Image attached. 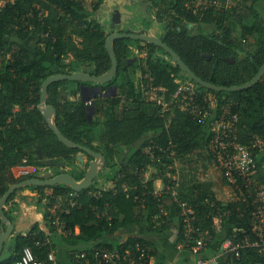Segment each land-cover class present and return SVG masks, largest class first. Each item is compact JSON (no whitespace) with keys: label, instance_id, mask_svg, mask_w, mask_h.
Returning a JSON list of instances; mask_svg holds the SVG:
<instances>
[{"label":"trees","instance_id":"16d2710c","mask_svg":"<svg viewBox=\"0 0 264 264\" xmlns=\"http://www.w3.org/2000/svg\"><path fill=\"white\" fill-rule=\"evenodd\" d=\"M149 1L153 10L159 8L160 12H155L161 19L167 13L165 5L176 8V13L167 16L177 27L188 30L190 24L198 21L195 11H188L185 6L184 2L187 0ZM105 2L106 0H98L92 9H87L79 0H14V3H9L0 12V199L13 185L40 177L36 174L18 176L14 172V168L23 164L24 159H27V164L37 166L38 172H46L39 167L51 166L50 163L46 164L48 160L63 162L64 159L74 165L75 154L82 152L63 144L47 123L39 108L42 85L51 76L81 71L84 63L89 72L96 76H102L112 68V60L106 49L110 33H107L105 25L98 18ZM254 5L252 2V6ZM239 6L240 3L235 6L233 13L228 9L215 12L212 7L201 20L215 24L220 30L227 28L223 35H183L175 27L176 35H167L164 42L205 81L225 87L244 85L264 65V19L259 20L257 15L244 18L238 11ZM237 24L243 28L241 36L235 35ZM70 27L85 44L82 49L68 31ZM38 32L42 33L44 48L38 47L37 55L25 44ZM257 34L256 40L249 41V36ZM220 36L223 41H220ZM131 40L117 39L114 42L119 69L109 83L120 84L123 88L122 96L96 104L93 121L88 117V106L78 98L79 89L74 84L78 82H55L48 90V104L57 109L56 124L60 131L68 139L103 153L107 166H118L120 169H115L109 188L102 190L100 185L104 181L97 177L88 189L79 193L78 205L69 214L58 210L57 214L65 222L67 230L73 233L69 238L71 243L78 241L92 244L98 241L93 247L116 249L121 253L129 246L135 250L140 243L149 249L148 253L154 258V263L150 261V264H160L154 243L144 237H129L120 243L104 242L103 238L104 235L109 237L114 234L120 225L128 227L134 224L141 227L145 218L153 230L169 229L172 224L169 215L154 220L155 214L160 212L159 200L154 195V183L162 180L165 187L172 185L171 182L174 181L164 175L170 167L169 163L176 157L183 159L193 156H199L214 165L220 184L230 188L232 198L223 201L215 195L211 196L209 189L203 185H195L193 192L181 195L180 199L194 208L196 219L191 220L193 238L187 243L184 234L187 223L179 216V231L173 249L177 251L179 245L184 243V249L193 255L192 246L197 240L204 238V249L213 254L219 251L227 239L240 241L245 235L253 238L251 231L254 206L248 202L253 199H250L253 190L259 185L264 186V147L253 150L257 173L252 176V182L247 184L238 175L236 182H229L225 169L217 160L221 147H213L215 133L211 131L209 124L176 109L162 114L155 105L144 100L141 92H137L135 75L137 77L142 69L141 62L148 61V71L155 77L156 84L167 85L169 93H173L178 87L172 75L176 73V76H180L181 68L161 56H170L164 49L150 43L143 46L142 41H136L135 44H139L142 50L147 48L148 58L137 63L139 58L136 54L131 57ZM236 48L241 52L236 51ZM247 48L252 51L248 52ZM242 51L248 52L246 57L241 58ZM68 58L71 61L66 63ZM126 73L129 74L126 76ZM200 88L216 96L217 114H222L226 107L238 114L234 127L237 144L249 145L256 136L264 137V76L256 85L241 91ZM70 95L75 98L72 100ZM146 147L152 148L154 161L151 155L144 152ZM126 148L131 149L130 155L125 153ZM228 150L234 152V147L231 145ZM40 155L46 161L37 160ZM121 156L127 157V160L124 161ZM119 158H122L121 164L114 161ZM172 172L175 173L176 170L172 169ZM85 174L84 170L72 175L80 181ZM125 187L129 189V197L124 192ZM29 188L37 191L40 202L48 204L45 218L51 220L48 224L50 228L54 229V226L57 229L53 224L55 215L50 212L51 207L60 197L73 192L72 187L58 184L32 185ZM46 190L49 194H46ZM191 195L195 197L190 198ZM15 196L16 193L12 194L8 201H12ZM166 196L169 195L160 196L162 203ZM244 198L248 201H244ZM216 218L225 226L222 233L216 230ZM2 229L0 216V233ZM99 235L101 238L96 240ZM13 237L12 250L7 260L0 261V264L18 260L27 247L40 259L48 257L50 245H44L43 233H30L27 236L19 233ZM203 251L200 253L204 257ZM183 262H187V257ZM220 264H264V254L257 249L244 247L227 258H221Z\"/></svg>","mask_w":264,"mask_h":264},{"label":"built area","instance_id":"2783aa9c","mask_svg":"<svg viewBox=\"0 0 264 264\" xmlns=\"http://www.w3.org/2000/svg\"><path fill=\"white\" fill-rule=\"evenodd\" d=\"M79 1H82L84 4L88 2L93 5L98 2V0ZM11 2L14 3V0H0V12ZM187 5L186 3L185 6L187 7ZM212 7L218 10L229 8L227 0H201L200 6L196 8L202 10L203 13L206 14ZM37 8L40 9V6L37 5ZM192 10L194 11V9ZM45 13H47V11H45ZM135 54L137 57L141 58V61L145 59V57H143L144 55L147 56L146 52L141 53L139 49L135 50ZM141 66L142 69L137 73L135 85L137 92H141L142 95H144V100L149 104L155 105L162 114L176 109L188 113L194 119H199L209 124L211 131L215 133V138L212 142L217 145L220 144L219 146L221 147V150L218 152L217 160L225 169L229 182H236V175H238L244 178L247 184L251 183L252 176L257 173L255 162L253 161V150L264 147V137L256 136L254 142L249 145L237 144L235 142L236 131H234V127L238 121V114L233 113L228 107L224 109L222 114H217L216 106L218 101L214 94L208 91H202L194 80L189 77V79H187L185 76L181 75L172 76L178 87L173 93H169V87L167 85L156 84V79L151 75L150 71H148V68L143 65ZM86 105L91 107L93 105V100H87ZM212 117L214 118L213 120ZM217 145L214 148H216ZM231 145L234 147V152H229L228 150V147ZM144 152L151 155L152 161L155 160L151 147H146ZM172 154L174 156L176 155L175 153ZM27 163L28 161L25 159L22 165L14 168V172H17L18 176L30 175L32 170ZM172 180L175 182L174 179H171V181ZM174 182H171L173 185H168L164 187L163 190H160V193L154 194L159 200L160 211L155 214L154 220L156 221L163 216L169 215L167 207L165 206V200L170 197L181 209L180 216H182L187 223L184 234L186 242L189 243L193 238V228L190 223L191 220L196 219L195 210L192 206H189L186 201L179 199L178 192L174 187ZM128 191L129 189L125 187L124 192L127 193V197H129ZM161 195H169L165 197L163 203L161 202ZM79 196V192L73 191L60 197L51 210L52 214L57 215L59 209L69 214L71 209L78 205ZM250 199L252 200L248 203L254 206L251 231L253 238H250L249 235H245L240 241L227 239L222 243L219 251L211 257L201 256L200 251L204 250L206 243L204 238L199 239L192 246L193 255L197 256L195 258V264H220L221 258H227L232 253L244 247L257 249L261 254H264V186L259 185L256 187L253 193L250 194ZM243 200L246 202L248 201L247 198ZM141 204L143 205V201ZM53 224L60 232L65 230V225L58 215L54 219ZM185 246L186 244L181 243L178 248L183 249ZM148 251L149 249L146 246H141L140 243H138L135 250H133L131 246L122 253L119 251H112L108 248H97L88 255L83 252L76 253L74 258L78 264H150V261L154 263V258ZM55 262L53 253L49 254L48 258L44 260L39 259L30 248H25L21 258L11 264H55Z\"/></svg>","mask_w":264,"mask_h":264},{"label":"water","instance_id":"95a60500","mask_svg":"<svg viewBox=\"0 0 264 264\" xmlns=\"http://www.w3.org/2000/svg\"><path fill=\"white\" fill-rule=\"evenodd\" d=\"M141 0H135L132 2L131 0H106V2L102 5L101 12L108 15L106 19H102L101 23L107 26V33H110L106 40V49L108 50L111 60H112V68L102 76L92 75L88 70H81L72 74H58L49 77L42 85V95H41V104L39 106L41 112L43 113L47 123L50 128L57 135L58 139L68 146L69 148H78L81 151L87 153L91 157L94 158L93 161L89 163V167L86 170V174L81 181H77L75 177L68 173H63L59 175H54L53 172L49 171L44 174L42 178L38 179H30L24 182L13 185L6 194L0 199V216L2 219V224L5 226L0 233V255L3 251L5 242L11 236L18 235L20 232L16 230L15 225L11 222V220L5 214V205L12 194H14L18 189L29 186H55L58 184H63L66 186H71L75 191L81 192L88 189L93 183L94 180L98 177L99 172L103 169L107 160L106 157L101 152H97L90 147H86L84 145L78 144L70 139H68L58 128L56 124L57 117V109L54 105L48 104V95H49V87L59 81H71V82H94L98 83H109L111 82L119 69V61L116 56L114 50V42L117 39H132L135 41H142L150 44H154L162 49H164L174 60V63L177 64L181 68V73L184 76H187L194 80L199 87H203L207 90L214 91H241L245 89H249L252 86L256 85L260 82L262 77L264 76V65L260 68L258 74L249 82L244 85L233 86V87H225L218 86L211 82L205 81L198 75H196L189 66L182 60L179 54L172 49L168 44L164 43L160 37L159 33L156 31V25L152 31H148L146 29H142L139 33H126L124 32L125 26L129 25L131 22H136L137 19L141 20L140 13L144 14V18L148 17V22L153 23L154 16L153 13L149 11L148 3H142L144 10H140L139 7L135 8ZM118 7V8H117ZM107 21V23H106ZM113 30V32H111ZM209 58V57H208ZM87 87V86H86ZM100 88V87H99ZM102 90V88H100ZM83 94V93H82ZM91 98H84L83 101L90 100ZM90 109L88 107L87 114L90 121H93V116L96 113L95 106L93 105ZM80 160V166H84L85 159L84 157H78ZM49 165L56 167H64L65 164L52 162Z\"/></svg>","mask_w":264,"mask_h":264},{"label":"rangeland","instance_id":"374dc122","mask_svg":"<svg viewBox=\"0 0 264 264\" xmlns=\"http://www.w3.org/2000/svg\"><path fill=\"white\" fill-rule=\"evenodd\" d=\"M200 1L201 0H188V2L187 1L184 2V4H186V3L188 4L187 5L188 11H192V9H194L195 14L197 15L198 21L196 23H192V26H198L199 29L201 30L200 33H202V34H204L206 36H212L214 34L215 35H223V34H225L224 32H225V30L227 28L220 30V29L217 28V26L215 24L206 23L204 21H201L205 17V14L203 13L202 10H198L196 8V7L200 6ZM244 2H247V3H244ZM252 2L255 4L254 6H252ZM239 3H240V6H239L238 11L241 13V15L244 18L255 17L257 15L259 20H263L264 19V0H247V1H244V0H227V5L229 6V8H228L229 12L233 13L235 6H237ZM85 7L87 9H92L93 4H89L87 2V3H85ZM155 10L158 11L159 8L157 7V8H155ZM165 10L167 11V13L164 14L163 19H169L170 17L168 18V16H169L168 14H174L177 11L176 8L168 6V5H165ZM213 10L215 12H217L218 9L213 8ZM159 12H160V10H159ZM207 12H206V14H207ZM140 16H141V20L137 19L135 23L131 22L129 25L126 26L125 30L126 31H131V32H134V33H139L145 26H147L148 25L147 24L148 21H145L144 14L141 13ZM98 18H100L101 20L104 19L103 16L100 15V13L98 15ZM229 18H231V17H229ZM234 20L237 21V19L235 17H234ZM106 26H108V25H106ZM199 29H197V30H199ZM72 30L73 29H71V27H70L68 31L73 34V38L75 39L77 45L82 49L83 47H85V44L82 43V39L79 38L77 36V34L74 33V31H72ZM242 34H243V28H241V25L237 24L236 25V29H235V35L241 36ZM257 37H258V34L255 35L254 37L249 36V41H251V40L254 41V40L257 39ZM41 38H42V33L38 32L33 37V39H31L25 45L27 47L31 48L32 50H34L33 52L38 55V51H37L38 47H43L44 48V43L41 41ZM220 41H223L221 36H220ZM135 43H136V41H134V40L130 41V45H131V48H132L131 50L133 51L131 53V57L133 56L134 50L136 48ZM141 44H145V43L141 42ZM138 47H139L140 51H142L140 46H138ZM15 48H16V46H15ZM15 50L17 51V49H15ZM236 51L241 52V50L239 48H236ZM247 51L251 52L252 49L247 48ZM247 51H242L243 53L241 55V58H243L244 56L246 57V53H248ZM161 56L163 58H165V59H168V62L174 63V60L170 56H168L166 54H162ZM143 57H145V59L148 58V56H146V55H144ZM70 61H71V59L68 58L66 60V63H69ZM141 65H143V66H145L146 68L149 69V63H148L147 60H146V62L141 63ZM82 68L83 69L87 68L86 63H84L82 65ZM105 84H107V83H105ZM79 95L81 97L80 93H79ZM101 142H104V140L101 141ZM216 145L217 144L215 143L213 145V147H215ZM75 156H76V158L73 161L74 165L73 164H69L70 163L69 160H64V159L62 160L63 162H66V164H65L64 167L61 168V171L64 170V171L73 173L72 170H74V168H79L80 167V164H78L80 162V160L78 159L79 156L81 158L84 157L85 161L88 160V157L85 156L83 153L75 154ZM37 160L43 161L45 159H44L43 155H40ZM90 160H91V158H90ZM114 161L119 163L121 161V158L116 159ZM169 166H168L169 168L166 169L165 175H166V177L168 179H174L175 180L174 187H175V190L178 192L179 199L181 198L180 197L181 195L190 194L191 192H193L195 190V188H193L195 185H203V186L207 187L209 189V191H210V195L211 196L215 195L218 199H221L223 201H228V200H230L232 198V194H231L230 188L227 185L220 184V182H219L220 178L217 176V174L215 172V169L213 167L214 165L212 163H209L208 161H206V159H203V158H201L199 156H193L192 158L187 157V158H183V159L179 158V157H176V158L172 159V162L169 163ZM47 167L46 166H43V167L41 166L39 168H41L42 171H49L52 168L51 166H47ZM54 169H55V167H54ZM82 169H84L85 171L87 170L85 163H84V166L82 167ZM115 169L119 170V168H117V166H116V168L115 167L112 168L111 166H107L106 165L99 172L98 178H100V179H102L104 181L103 184L100 185V188L102 190L106 189V188H109L112 185V182L110 180L113 179V173H115L114 172ZM172 169H175L176 172L173 173ZM31 170H32V173L35 174L34 171H33V168H31ZM42 173H44V172H39V174H42ZM149 177H150V175H149ZM146 178L148 179V176ZM164 187H165V184L163 183L162 180L156 181L154 183V190H155L154 194L160 193V190H163ZM20 189H22V188H20ZM18 191H16L15 193L17 194ZM192 197H195V196L191 195L190 198H192ZM165 201H166V204H167V210H168V213H169V218L172 220V224L169 227V232L168 233L171 234V235H174L178 231L177 220L179 219L180 212L178 211V208L176 207L178 205L170 197H168ZM36 205L38 206V203ZM171 206H173V208H171ZM172 211H173V214H172ZM215 226H216V230L218 232H220V233H222L223 229H225V226L221 223L220 219H217V218L215 219ZM161 232L162 231L154 230V233L155 234L158 233L159 237H161V235H160ZM66 240H68L69 243H66L67 246L65 248H67V250L63 251V253H61L64 256V257H62L60 259L61 264H73V263L69 262L68 258L64 255V253L67 254V252H68V257H71L72 261H75L74 256H75L76 253H80L81 251H83V253L84 252L86 253L87 251H90L93 248L95 242H98V241L92 242L91 246H89V245L83 244V243H77V244L76 243H71V239H69V237H67ZM103 240H104V242H108V241L109 242H114L112 239H110V238L108 239V237L106 235H104ZM115 243H117V242L115 241ZM170 243H171V241H169L168 244H170ZM72 244H74V245H72ZM61 245H63V244L60 243L59 246H61ZM63 246H65V245H63ZM84 248H88V249L84 250ZM172 248H173V244H172ZM6 250H7V248H6ZM183 251H185V253H186L185 256L187 257V262L189 264H195L196 263L195 258L197 256L196 255H191L184 248H183ZM8 252L5 251V254L7 255ZM214 252H216V251H214ZM202 254H204V257H211L215 253L212 254L207 249H204ZM55 259H56V256H55ZM74 263L77 264L76 262H74Z\"/></svg>","mask_w":264,"mask_h":264},{"label":"crops","instance_id":"0c3cea01","mask_svg":"<svg viewBox=\"0 0 264 264\" xmlns=\"http://www.w3.org/2000/svg\"><path fill=\"white\" fill-rule=\"evenodd\" d=\"M99 13L101 16H103V14H104L101 11H99ZM136 79H137V77H136ZM101 85H105V84H101ZM79 93H80V91H79ZM63 96H66V93H63ZM79 97H80V95L78 94V98ZM69 98H71L73 100L75 97L70 95ZM80 98L82 99V97H80ZM53 162H54V160H53ZM58 163L66 164V162H57V164ZM60 168H62V167H60ZM72 171L75 174V172L84 171V169H82V167L80 166L79 168H74V170H72ZM60 172L73 174L72 172H67L64 170L60 171ZM73 191H75V190H73ZM76 192H78V191H76ZM79 193H81V192H79ZM46 194H49L48 190H46ZM37 203H38V206L36 205ZM48 208H49L48 204H46L44 201L40 202V198H38L37 191L30 189L29 187H23L22 189H20L18 191V193L16 194L15 198L12 201H8L6 203L5 213L8 216V218L12 221V223L15 225L16 230L19 231L20 233H22L23 236H27L30 233H33L35 235L43 233L45 236L44 245L45 244L50 245L49 254L53 253L56 256V260H57L56 264H61L60 259L62 257H64L61 253H63V251L67 250V248H65V247L67 246L66 243H69V242L66 239H67V237L70 238V236H66V234L63 235V232H60L58 229H55L54 226H53L54 229L50 228V225L48 226V224H50V221H51L48 218L47 219L45 218V215L48 212ZM171 208H173V206H171ZM172 214H173V211H172ZM3 227H5V226L3 225ZM178 231H179V227H178ZM178 231L176 234L171 235L168 233L169 229L163 230L160 234L161 237H159L158 233H156V234L154 233V230L151 228L150 224L148 223V219L145 218L143 225L141 227H137L134 224H131L128 227H126V226L124 227L123 225H120L119 229L114 234L109 236L108 238L112 239L114 241V243H115V241H118L120 243V242L126 241L129 237L141 236V237H144L147 240L151 241L152 243H154V247H156V250L159 253V261L158 262L160 264H169V263L189 264L188 262H186V263L183 262L184 258L186 257L185 252L182 251L183 249L178 248L177 249L178 252H177L172 248V244L174 243V241L177 237ZM99 238H101V235H99L96 238V240H98ZM13 241H14V237H12V236L6 240L3 251L0 255V261L7 260L8 256H9L8 253L10 252V250H12ZM169 241H171L170 244H168ZM59 242L65 246H63V245L59 246V244H60ZM75 243L77 244L79 242L76 241ZM86 244L90 245L91 243H86ZM72 245H74V244H72ZM42 246H43V244H42ZM6 248H7V250H6ZM5 251H7V252L9 251L7 253V255L5 254ZM64 255L68 258L69 262L75 264L74 263L75 261H72V258L68 257V252H67V254L64 253Z\"/></svg>","mask_w":264,"mask_h":264},{"label":"flooded vegetation","instance_id":"af4514ba","mask_svg":"<svg viewBox=\"0 0 264 264\" xmlns=\"http://www.w3.org/2000/svg\"><path fill=\"white\" fill-rule=\"evenodd\" d=\"M132 2H135V0H131ZM144 2H146V3H148V5H149V11L151 12V13H153V16H154V21H153V23H150V22H148L147 24V26H145L143 29H146V30H148V31H152L153 29H154V26L156 25V31H157V33H159V37H160V39L164 42V39L166 38V36L167 35H172V36H175L176 35V33H175V27H177L176 26V24L175 23H173L170 19H161V18H159L158 16H157V14H156V12H155V10H153V8H152V3H150V1L149 0H141L140 1V3H138V5H136L135 6V8H137V7H139V9L140 10H144V7H143V5H142V3H144ZM118 8V7H117ZM141 14V13H140ZM108 15H106V14H103V18L104 19H106V17H107ZM148 17H146L145 18V21H148ZM107 20V19H106ZM106 23H107V21H106ZM108 24V23H107ZM127 26V25H126ZM126 26H125V28H126ZM109 27V26H108ZM105 28L107 29V26L105 25ZM199 29V27L198 26H192V24H190L189 25V29L188 30H186L185 28L184 29H182L181 27H177V29L179 30V32H181V33H183V35H188V34H190V35H198V34H200V29L199 30H197V29ZM112 32H113V30H112ZM124 32H126V33H134V32H131V31H126L125 29H124ZM202 34V33H201ZM130 43V42H129ZM145 44H147L146 42H144ZM165 43V42H164ZM131 46V45H130ZM136 46H139V44H136ZM143 46H145L144 44H143ZM147 49V48H146ZM145 49V50H146ZM148 56V55H147ZM137 58H139V57H137ZM209 60L211 59V57H209L208 58ZM135 60H136V58H134V62H135ZM141 61V59L139 58V61L137 62V63H139ZM235 61V60H234ZM134 62H132V63H134ZM233 62V61H232ZM85 69H87V68H84V69H82V70H85ZM88 70V69H87ZM89 71V70H88ZM129 73H126V76L128 75ZM181 74V76H184L182 73H180ZM172 76H176V73H173V75ZM113 81V80H112ZM135 81H136V75H135ZM74 84H77L76 85V88H78L79 89V91H80V94H81V97H82V99H83V94H84V98H91L92 100H93V105L95 106V109L97 110V105H100L101 103H103L104 101H106V100H108V99H111V98H113V97H121L122 96V91H123V88L120 86V84H112V83H107V84H105V85H101L100 83H98V84H95L94 82H87V83H84V82H78V83H74ZM87 86V87H86ZM239 86V85H238ZM102 88V90L100 89V88ZM83 93V94H82ZM97 104V105H96ZM92 105V106H93ZM91 106V107H92ZM91 107H89L90 109H92ZM105 108H107V107H105ZM96 114V113H95ZM96 151V150H95ZM97 152H99V151H97ZM81 153V152H80ZM82 153L85 155V156H87L88 157V160L87 161H85V164H86V169L89 167V163L91 162V161H93L94 160V158L93 157H91L90 155H88L87 153H85V152H83L82 151ZM125 153L127 154V155H130V153H131V149L130 148H126L125 149ZM90 158H91V160H90ZM123 158V160L125 161V160H127V157H122ZM122 158H121V160H122ZM44 161H46V159L44 160ZM124 161H122V164H124ZM53 162V160H48L47 162H46V164H49V163H52ZM57 163V162H56ZM120 164H121V161L119 162ZM118 162H117V164H119ZM78 164H80V162L78 163ZM54 167H55V169H54ZM48 168V167H47ZM117 168H119L118 166H117ZM118 170V169H117ZM120 170V169H119ZM50 171H52L53 173H54V175L56 176V175H58V174H61L62 172H60L61 171V168H59V167H56V166H53L52 168H51V170Z\"/></svg>","mask_w":264,"mask_h":264},{"label":"bare ground","instance_id":"6f19581e","mask_svg":"<svg viewBox=\"0 0 264 264\" xmlns=\"http://www.w3.org/2000/svg\"><path fill=\"white\" fill-rule=\"evenodd\" d=\"M25 160V159H24ZM24 160H23V162H24ZM22 165V164H21ZM29 167H30V169L31 168H33V171H34V173L36 174V175H39L40 177H37V178H30V179H38V178H42L43 176H44V174L45 173H47V172H49V171H46V172H44V173H42V174H39V172H38V170H37V166H33V165H29V164H27ZM63 173H65V172H63ZM63 173H61V174H63ZM31 174H33V173H31ZM30 174V175H31ZM68 174H70V173H68ZM59 175V174H58ZM72 175V174H71ZM74 176V175H73ZM30 179H27V180H30ZM26 181V180H25ZM24 182V181H23ZM21 183V182H20ZM16 185V184H15ZM71 187V186H70ZM19 190V189H18ZM17 190V191H18ZM74 190V189H73ZM82 192V191H81ZM8 202V201H7ZM56 205V203L53 205V207ZM53 207H51V210L53 209ZM51 210H50V212H51ZM52 213V212H51ZM6 214V213H5ZM58 215V214H57ZM57 215H55V218L57 217ZM7 216V215H6ZM8 217V216H7ZM62 221V220H61ZM12 222V221H11ZM63 223H64V225H65V230L63 231V235H65L66 234V236H72V234L73 233H71L69 230H67V228H66V224H65V222L64 221H62ZM4 228V227H3ZM2 232H3V230H2ZM65 236V237H66ZM89 245V244H88ZM89 246H91V244L89 245ZM27 248H30V247H27ZM98 247H93L89 252H92L94 249H97ZM31 249V248H30ZM85 250H87L88 248H84ZM32 250V249H31ZM33 251V250H32ZM112 251H117L116 249H114V250H112ZM34 253V252H33ZM85 253V252H84ZM35 254V253H34ZM87 254V253H86ZM88 255V254H87ZM49 256V255H48ZM48 258V257H47ZM46 258V259H47ZM40 259V258H39ZM75 259V258H74ZM45 260V259H44ZM55 261H56V259H55ZM75 262H76V260H75ZM77 263V262H76ZM11 264V263H10ZM55 264H56V262H55ZM78 264V263H77Z\"/></svg>","mask_w":264,"mask_h":264},{"label":"clouds","instance_id":"9594fccd","mask_svg":"<svg viewBox=\"0 0 264 264\" xmlns=\"http://www.w3.org/2000/svg\"><path fill=\"white\" fill-rule=\"evenodd\" d=\"M84 4V3H83ZM135 41V40H134ZM135 46H136V44H135ZM130 48H131V46H130ZM132 49V48H131ZM139 49V47L138 46H136V48H135V50H138ZM135 50H134V53H135ZM140 50V49H139ZM141 53L142 52H146L147 53V51L144 49V50H142V51H140ZM85 103H86V101H85ZM82 153V152H81Z\"/></svg>","mask_w":264,"mask_h":264}]
</instances>
